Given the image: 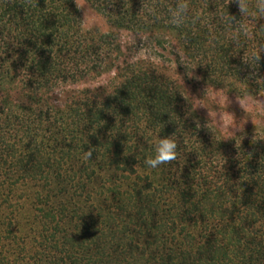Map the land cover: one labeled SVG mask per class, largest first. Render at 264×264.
Returning a JSON list of instances; mask_svg holds the SVG:
<instances>
[{"label":"trees","instance_id":"trees-1","mask_svg":"<svg viewBox=\"0 0 264 264\" xmlns=\"http://www.w3.org/2000/svg\"><path fill=\"white\" fill-rule=\"evenodd\" d=\"M85 1L174 39L204 83L264 92L260 0ZM121 56L73 0H0V264H264V135L222 139ZM107 72V90L73 87ZM166 137L175 158L148 167Z\"/></svg>","mask_w":264,"mask_h":264},{"label":"rangeland","instance_id":"rangeland-1","mask_svg":"<svg viewBox=\"0 0 264 264\" xmlns=\"http://www.w3.org/2000/svg\"><path fill=\"white\" fill-rule=\"evenodd\" d=\"M73 1L83 33L111 35L121 48L120 62H145L155 74L174 82L195 114L212 126L222 139L240 142L256 133L264 135V92L255 95L243 93L240 96L208 85L193 68L185 64L174 39L115 29L85 0ZM112 76L113 72H107L95 80L91 76L93 80L85 79L73 87L91 89L100 86L107 90ZM18 97H22V93Z\"/></svg>","mask_w":264,"mask_h":264},{"label":"clouds","instance_id":"clouds-1","mask_svg":"<svg viewBox=\"0 0 264 264\" xmlns=\"http://www.w3.org/2000/svg\"><path fill=\"white\" fill-rule=\"evenodd\" d=\"M241 7L243 8L244 6L242 5ZM258 8L261 12H264V0H260ZM253 99H255V97H253ZM176 149L177 144L172 137L162 138L156 146V155L153 158L146 160L145 163L150 168H158L175 158Z\"/></svg>","mask_w":264,"mask_h":264}]
</instances>
